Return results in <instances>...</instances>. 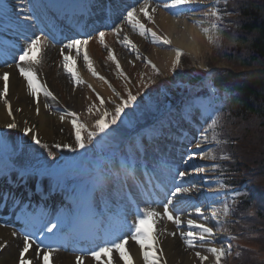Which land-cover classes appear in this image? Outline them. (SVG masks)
<instances>
[{
	"label": "bare ground",
	"instance_id": "bare-ground-1",
	"mask_svg": "<svg viewBox=\"0 0 264 264\" xmlns=\"http://www.w3.org/2000/svg\"><path fill=\"white\" fill-rule=\"evenodd\" d=\"M108 1L112 5L111 9L116 10L119 14L115 21L105 20L100 26V30L107 24L113 25L121 21L122 30L119 34H121L123 30L129 31L131 24L126 20L127 11L132 7L139 8L141 4L138 6V2L143 3V0ZM120 1L126 2V7L124 9H121L123 6H121ZM58 3L59 6L57 8L60 9V7H63L66 11H77L81 9V3H78L76 0H59ZM159 3H161V0H156L153 5L156 6ZM200 4L201 3L195 6H188L192 8V11H185L180 17H176L164 8L161 9L159 14L160 32L169 35L172 43L186 50L194 59H196L195 57L204 55L205 49L208 47L206 44V36L208 33H204L201 29L204 27L211 28L213 23V16L205 15L206 12L201 9L202 5ZM36 12L37 10L32 7L30 0H0V128H4V125L12 122L14 116L20 133L31 138H36L38 135L52 137L55 134V128L58 126V121L65 120L64 112L68 110L67 105H69L70 101H67L68 93L65 90V88H67L65 82L67 71L65 70L62 61L64 60V56H71L72 61L70 64L74 63V67L76 65L80 66V61H82L80 58L81 47H84V51L88 52L96 72L105 79L102 80L98 76L93 75L92 71L89 70L86 61L85 78L96 91L108 93L110 97H115V94H110L109 90L111 85L104 75L103 62L100 58L102 57V54L100 53L101 50L96 45L100 40L99 34L90 35V33L87 32L86 35H90L91 37L87 44L81 43L80 45H77V48H66L65 46L70 43V37L66 36L65 38L58 39L55 35L48 36V34L41 29L39 20L36 19ZM197 20L203 21V24L194 23V21ZM36 35H40L42 40L47 38L43 47L33 53L40 58V63L30 65L27 62H20L18 57L22 53V49L27 45L29 39L34 38ZM115 35L117 36L116 38L119 44L117 47L114 44L110 45L108 50L114 53L116 58L119 57L118 61L122 67L124 66L123 56L122 54H119L117 48L124 45L121 43L123 39L116 33ZM77 49H79V51H77ZM153 55L156 65L162 71H166L175 58L173 51H170L169 53L155 51ZM9 62H15L16 64L7 67L6 64ZM18 64L25 68H33L40 84L45 85L50 91H52L56 99L46 97L42 90H40L36 96L32 95L27 87V80L19 72L20 67L17 66ZM4 73L9 74L7 81L8 92L6 97L2 94L4 88ZM55 89L59 90L61 99L56 96L54 92ZM5 99H7L12 106L13 116L8 115L7 105L4 103ZM74 100L76 102H82L80 97H74ZM37 104L40 109L39 114L36 112ZM45 105H49L50 107H46ZM60 112L63 113L61 114ZM61 116L64 117L63 120H61ZM25 127L32 128V131L27 134L24 133L23 128ZM162 159L165 160V164H163L164 168L162 170L164 177L162 182L167 184L165 190L171 189V191H174L172 188L175 189L177 186L183 187L180 185L182 181L179 176L178 182L174 183L173 180L174 186L170 180L173 178L174 172L177 171V168L180 167V165H178V163H173L174 161L172 162L168 157H162ZM23 181L27 183V187L29 188L28 191H36V178L32 176L13 179L2 177L0 181V264H19L20 253L27 237L26 233H30V235L35 234V237L31 236L32 238L29 241L32 245L31 248L24 254L26 259L31 260V264H43V253L47 252L50 246H55L56 249L61 248V250L56 251V249H52L49 257V264H77L76 257L78 255L72 251L84 249L83 246L86 244L88 245L87 248H90V245L96 243L99 235L106 233L102 230V226L99 222L95 220L93 215L89 212L88 206L90 204V197L88 193L86 192L81 199H77L73 206L75 213L79 216V221L68 226L64 230V235L60 237L58 225L51 232L47 231V229L44 230V225L46 221H51L53 225L55 219H61L69 212V207H55L52 210V214H46V210L51 208L52 204L49 203L45 205L41 201H34L26 198V193H23L20 189H16L17 185ZM4 182L8 183L5 185L6 189L2 188V183ZM47 182L48 179L43 180V185L46 189ZM46 189H44L39 195L43 200L46 196H49V192L46 191ZM165 190L161 199L164 203L171 198V191L168 194ZM195 190L191 189L190 192L179 195L171 206V210L181 213L179 216L182 223L179 224L178 229L174 230L175 232L173 233H175V237L170 236L169 231L166 232V230L170 229V221H168L166 216L158 218L155 222L149 220L145 225V227H150L149 224L153 223V226H156V231L153 230V232L156 233L155 235L159 238V244L163 248L164 257L166 258L167 263L174 264L179 261L180 257H182L184 263L191 264L195 255L193 252L183 253L181 251V242L179 238L183 237L180 233L199 231L195 225L189 226L187 224L189 219L196 221L198 224H207L210 226L209 219L205 217L206 208L202 206L206 202V197H212L213 194H216L212 197L215 204H221L225 199L224 195L220 193V186L216 185L209 193H207V195H205V197L199 198L193 203L192 200L194 197L193 194L196 192ZM115 194H117V190L113 189L108 192V194L101 195V197L103 201L104 199L113 200L112 198L115 197ZM58 195L60 198L64 199V201L67 200L66 194L63 193ZM120 200L122 202L115 207L113 204L111 205V210L118 211L122 218L109 222L108 230L112 229V232L107 231V234L111 235L110 240L120 236L123 229L126 230V226L128 225V223H126L127 219L132 218L134 219V222L137 219H135L133 215L135 210L133 204L129 202L127 198H120ZM139 206L142 209L154 208L159 212L157 203H153V201L147 197L145 190L140 193ZM196 208H202L203 214L201 215L200 213H197L195 211ZM211 213H213V211H211ZM162 219H164L165 222L163 223V226L160 227L159 222ZM83 227L85 228L83 229ZM158 230L160 236L157 235ZM44 232H47L46 237H43ZM74 234H77V237L73 239ZM130 236L131 234L129 237ZM81 240H84V242ZM210 240H214V238L211 237L203 242L196 240L195 242L200 243V246L194 252H199L201 253V256H203L204 247L207 246V244H210L208 243ZM68 241H70L69 245H67ZM72 242L73 244H76L73 245ZM39 245H44L45 248L42 249ZM38 249L40 251L39 258H37ZM64 249L70 251L64 252ZM125 249L130 253L133 264H144L142 250L137 242L129 238L125 245ZM62 250L64 253L62 252L60 255H57L56 252H61ZM207 260L209 261V259ZM81 264H103V262H90L82 259ZM116 264H124V262L117 258Z\"/></svg>",
	"mask_w": 264,
	"mask_h": 264
},
{
	"label": "rangeland",
	"instance_id": "rangeland-1",
	"mask_svg": "<svg viewBox=\"0 0 264 264\" xmlns=\"http://www.w3.org/2000/svg\"><path fill=\"white\" fill-rule=\"evenodd\" d=\"M32 7L36 6L35 2L36 0H30ZM123 1L122 3H124ZM156 2V0H151V6L155 7L153 5ZM201 9L204 10L206 13H209L212 11L215 7H219L221 11L222 19L220 21H217L216 17L213 16L212 20V26L210 28V32L206 36V44L208 45L207 49H205V53L202 56L195 57L194 59L191 56V65H194V67H206L207 63L214 64L217 68H222L223 66H229L234 67L231 60L229 58H223V50H220V52H215L213 49V41H210L208 39V36L211 35L213 38L216 37V35L220 34L223 28V15L221 10V1L217 5L214 0H200ZM142 4V2L138 3V6ZM188 7V6H187ZM162 7L157 9V12L155 13V23H151L147 20L146 17H144L142 14L140 16V19L142 22L146 24L147 27L153 28L155 31H157L159 34H163L160 32V21H159V14ZM149 11H151V7L149 8ZM170 13V12H169ZM18 23L17 21H15ZM219 23L220 27L219 30L217 28L213 27L214 24ZM122 27V22L119 21L115 23V25L112 27ZM107 30L103 31L105 33L103 42L101 39L96 43V45L100 48V53L102 54L101 61L103 62V70L104 75L110 82V94H115V97H110L108 93H103L96 91L86 80L84 75L86 74L85 70V60L83 58L84 48H81V60L79 68L77 67L75 70L79 73L81 77V82L77 83L75 78L72 76L71 73L67 74L66 77V85L67 88H65L66 92L68 93L67 101H70L69 105H67V109L76 112L80 117H82V120L77 119L78 124H84L86 125L85 128L81 129V135L82 138L85 139L86 146L88 147L87 152L84 154V158L87 160L88 157L90 158L89 161H87V164L89 167L93 166V158L91 156H95V145H94V139L89 142L88 140V133L90 131L95 130V121L101 118L102 113L107 110L108 112L114 111L115 104L113 101L116 102V104L121 102L120 97H123L124 99H127L125 97V88L127 87L130 89L132 94L138 93L141 88L138 87L139 81L135 76L139 72H144L145 67V60L150 59L155 65V58H154V52L155 51H161L169 53L170 51H174L175 48H178V45L172 43L171 45H161V44H154L151 42L150 37H145L139 35L138 31L135 30L132 26L129 29V31L123 30V32L119 35L122 39H124L125 35L131 38V40L138 46L140 50V55L137 56L136 52H134L130 47L128 46H121L118 49L119 54L123 56V62L124 66H120V68H117L116 61L109 58L110 54L112 53L108 49L110 48V45H116L118 46L117 36L113 31ZM126 32V34H125ZM89 37H85L83 40H88ZM109 51V52H108ZM116 56V55H115ZM119 56V55H118ZM237 56V55H236ZM119 57L116 58L118 60ZM147 58V59H146ZM230 61H229V60ZM235 63H237L239 60L237 57H235ZM234 62V61H233ZM12 64H16L15 62H9L6 64L7 67L11 66ZM238 64V63H237ZM112 66V67H111ZM157 67V65H156ZM200 67V68H201ZM74 68V67H73ZM122 69V71H121ZM178 67L176 68L175 72H177ZM164 74H169L172 77L175 72L172 71V64L171 66L166 70L162 71ZM21 74V73H20ZM92 76V75H91ZM24 77V76H23ZM93 77V76H92ZM91 80V79H90ZM115 89V91H113ZM56 96L61 99L59 90H54ZM120 93V96L118 97L116 93ZM127 96V95H126ZM74 97H80L82 102H76L74 100ZM101 98L103 99L104 103L101 104ZM114 98V99H113ZM73 100V101H72ZM89 108H91V112H89ZM195 109H190V115L187 116L181 110H179L177 118L175 120L171 121V124L168 128H165L161 135L148 139H143L142 147H137L136 139L133 137L131 140V147L129 149L134 151L136 165L132 166L128 163L130 167H134L136 170V179L141 180V185H137L135 180H124L123 179V171L121 169V163L126 162V152L127 148L123 149V152L120 153L119 157L116 152L112 151L115 155V161H114V169H109L107 172L103 173L100 180H95V182H90L87 185H84L81 189H77L78 192H76L75 189H72V187H69V189L65 190L66 196H71L80 198L84 195V193L87 190H90L92 192V200L89 206V210L91 214L97 218L100 224H102V227L104 231H107L109 222L112 220H117L122 218L120 213L116 210H111V205L113 204L114 207L121 203L122 201L120 198H127L124 197L125 195V189L124 185L125 183H128L131 187H133V192L137 195L138 191H141L142 187L144 188L146 186L144 175L141 172V165L147 164L149 170H150V176L151 178H154L157 180V183L159 182L160 185L163 187V189H166L167 184L165 182H162L164 177L162 174L163 170V164H165V160L162 159V157H168L173 163H178L180 167L177 168V171L174 172L173 178L170 179L173 183L178 182L179 178L181 179V184L183 187H187L190 189H196L195 193L193 194V203L202 197H205L207 193L210 192L211 189L214 188V186H220L221 192L225 199L222 201L221 204H215L214 197L216 194H213L212 197L208 196L206 197V202L202 205L205 209V217L209 219V227H212L214 230V237L213 241H210V244L204 247V255L207 256L208 260H202L199 256L196 255L194 252L196 249L199 248L200 243L195 242V247L189 248L184 243V238H181L179 235V239L181 242V251L184 253L193 252L195 257L192 259L191 264H216L215 262V254L209 252L210 247H227V238L229 237L228 233L226 232V227L224 226V223L233 216V210L235 204L238 202V196H240L241 192L238 191V189L242 188L239 186L237 189L231 182V178H229V175H227L224 172L219 171L220 169V161L221 157L227 156L228 159L223 160H232V156L235 154V151H229L224 145H220V152L219 154L214 149V141L212 139L211 129H210V123L211 119L207 113H195ZM65 114V113H64ZM73 117L70 116L68 113L65 114V120L64 121H58V126L55 128V134L52 137H43V136H36V138H31L29 136L25 137V145L22 146L21 142L19 141L20 131L18 128V125L14 129H9L5 126V137L0 138L2 141H7L10 145L8 146L7 153L9 154V159L12 160L13 165L9 168H5L1 166L0 164V173H3L4 169H11L13 171L12 176L18 177L19 172H21L23 169L27 168L28 173L25 174V176H32L36 177V174H38L40 171L37 169L38 167V161H44L48 165L51 163H54L56 166L55 168H52L50 170L51 174H45L44 178L48 179L47 182V189L51 193H56V187L59 183V179L62 177V170L69 168L71 165V162L68 158L61 159L60 155L64 154V152H68L69 148H56V144H68L72 145V147L76 148V140H75V126L72 123ZM11 123V122H10ZM256 123V122H255ZM246 124V123H245ZM249 126L248 124H246ZM1 126V123H0ZM251 129V126H249V130ZM262 131L264 128H260ZM207 130L206 134L208 136L207 140L202 139L201 133L205 132ZM1 137V136H0ZM35 139H40L41 144H36ZM47 144V147H44L43 145ZM199 145V147H197ZM78 150V148H77ZM49 153H52L50 155ZM200 153H204V156L201 157ZM215 156L216 159H213L212 157ZM96 169V168H95ZM197 169H202V171H197ZM187 172L188 175L184 177H180L178 175L179 172ZM120 173L121 178L117 179L116 174ZM179 176V178H178ZM242 176V172H239V178ZM178 178V179H177ZM174 183L172 184L174 186ZM71 186V183L69 184ZM92 185H94V188H92ZM243 185V184H242ZM113 189L117 190V194H115V197L112 199L114 200H106L102 199L101 195L108 194V192L112 191ZM172 190H175L172 188ZM171 189H167L166 192L169 194ZM75 193V196L73 194ZM238 193V194H237ZM104 198V197H103ZM99 200V202H98ZM62 203L61 201H56L52 203V206H56ZM157 203V202H156ZM155 203V204H156ZM72 204L69 205V209H72ZM163 204L164 201H160L157 203V208L159 212L163 211ZM227 205L230 209V214L225 217L222 213V208ZM192 210V209H191ZM174 215H179L181 213H178L174 210ZM216 213L215 216H213L211 213ZM134 215V214H133ZM185 215V214H184ZM75 214L68 213L64 216V220L61 224L60 228H64L68 226L73 220H74ZM135 217V215H134ZM170 221V220H168ZM164 219H162L159 222L160 227L163 226ZM76 223V222H75ZM126 223L128 225L126 226V230H122V235H130V226L134 223V219L130 218L126 220ZM46 225H50L49 222H46ZM149 226L152 228V230L156 231V226H153V223H150ZM170 229L166 230L169 231V235L175 237V235H172L174 230L179 228V225H177L174 221H170L169 225ZM162 233V230H161ZM156 234V233H155ZM157 235L160 236L159 230L157 231ZM177 235V233H176ZM117 237H115L116 239ZM162 238V237H161ZM114 239V240H115ZM107 243V242H106ZM105 243L101 244L97 248L91 249L90 251H81V252H73L76 255L80 256L82 259L87 261H97L95 257L91 255L92 251L98 250L99 247L104 246ZM66 250H64L65 252ZM63 252H56L57 255H60ZM63 252V253H64ZM232 252V250H231ZM262 252L264 253V247H262ZM229 252L224 256L227 257ZM111 257L113 260V264H116L117 258H119V253L117 250L113 249L111 253ZM223 257V258H224ZM223 258L221 259L220 264H225L223 261ZM107 259V256H102V259L100 262H103ZM183 258L180 257L179 261L174 264H187L183 262ZM99 262V261H97ZM261 262H264V260L259 261L256 260L255 263L260 264ZM167 264H170L169 262Z\"/></svg>",
	"mask_w": 264,
	"mask_h": 264
},
{
	"label": "trees",
	"instance_id": "trees-1",
	"mask_svg": "<svg viewBox=\"0 0 264 264\" xmlns=\"http://www.w3.org/2000/svg\"><path fill=\"white\" fill-rule=\"evenodd\" d=\"M224 9L235 15L228 18L232 25L216 45L215 52L223 50L221 56L231 60L228 59L233 70L216 69L208 78L204 69L194 67L183 56V70L174 78L157 73L149 78L151 85L146 89L150 106L139 103L127 109L134 127L129 128L120 118L117 125L108 130V135L100 134V137L104 144L123 145L133 132L138 131L137 128L157 122L167 104L175 105L190 91L197 96H208L207 84L211 80L219 91L214 96L221 101V105L212 111L213 115L218 111L222 117L216 129L219 133L216 141H223L218 143V151L220 145L229 151L234 148L239 160L225 164L222 170L234 174L233 185L244 184L235 209L236 220L231 221L228 228L234 251L232 257H225L223 261L225 264H257L256 260H264V129H260L264 128V0H229ZM210 65L214 67V64ZM192 96L184 103L185 108L192 102ZM245 123L251 126L250 130ZM86 150L87 147L72 152L84 172L83 181L91 178L82 159ZM241 170L243 177L240 180L238 173Z\"/></svg>",
	"mask_w": 264,
	"mask_h": 264
},
{
	"label": "snow or ice",
	"instance_id": "snow-or-ice-1",
	"mask_svg": "<svg viewBox=\"0 0 264 264\" xmlns=\"http://www.w3.org/2000/svg\"><path fill=\"white\" fill-rule=\"evenodd\" d=\"M214 2L218 5L220 3V0H214ZM225 6L227 5V0H223ZM200 0H161V3L157 4L155 7L151 6V0H143V3L139 8L132 7L130 10L127 11L126 14V20L131 26L138 31L139 35L145 36V37H150L151 42L154 44H161V45H171L172 40L167 34H159L157 31H155L153 28L147 27L144 22L141 21L140 16L141 14L147 18V20L151 23H155V13L157 12V9L162 7L165 10L171 12L173 15L176 17H180L184 14L185 11H192L191 7L187 6H195L199 5ZM151 7V11H149V8ZM227 13H225L226 15ZM205 15H212L215 16L217 21H220L222 19L221 16V11L219 7H215L212 11L209 13H205ZM196 24H203V21L197 20L194 21ZM213 27L217 28L219 30V23L214 24ZM122 28L121 27H115L112 29L114 33L119 35L121 32ZM204 33H209L210 28H202L201 29ZM105 33L103 31L99 32V37L101 41L103 42ZM91 37H89L90 39ZM219 37L217 36L216 39ZM45 38L44 40L41 39L40 35H36L34 38H30L29 42L27 45L22 49V53L19 55L18 59L20 62H27L30 65L33 64H39L40 63V58L37 55H34L33 53L36 52L38 49L42 48L43 45L46 42ZM208 39L210 41H214V38L209 35ZM81 43L87 44L88 40H79V39H73L68 43L65 47L66 48H77V45H80ZM122 44L125 46L130 47L134 52H136L137 56H139L140 50L138 46L129 38L128 36L125 35L124 39L121 41ZM63 51V50H62ZM79 51V49H77ZM175 58L172 62V71L175 72L176 68L180 65L181 63V58L185 54L183 49L181 48H175ZM83 58L87 62L88 68L90 71H92L93 75L98 76L100 79H105L104 77L100 76L98 72H96L95 68L93 67V62L91 58L88 55L87 51H84L83 53ZM110 59L116 61L117 68H120L119 61L116 60V56L114 53H111L109 56ZM147 59V58H146ZM72 61L71 56H64V67L65 70L70 72L72 76L75 78L77 83L81 82V77L79 73L71 66L70 62ZM147 63L152 66L154 71L157 74H160V70L156 67V65L150 60H147ZM20 67V73L22 76L25 77L27 80V87L29 91L31 92L32 95L36 96L40 90L43 91L44 95L46 97H51L52 99H56L54 96L53 92L50 91L45 85L40 84L36 77V73L33 68H25L20 66L19 64L17 65ZM122 71V69H121ZM8 73H4L3 75V80H4V88L2 94L6 97L7 92H8ZM115 91V89H113ZM116 95L119 97L120 93H116ZM121 102L116 104L115 101L113 103L115 104V109L113 113H109L107 110H105L101 118L95 121V130L90 131L88 133V140L89 142L95 139L97 136L100 134H105L108 135V130L112 128L113 125H117V122L120 120L121 115L124 113L125 109L130 108L137 100V96L133 95L132 92L129 90L128 91V96L127 99H124L123 97H120ZM4 103L7 105V110H8V115L13 116L12 114V106L10 102L5 99ZM104 101L101 98V104H103ZM46 107H50L49 105H45ZM39 106L37 104L36 112L39 114ZM204 111L206 112H211L215 111V109H209L208 106H204ZM89 112H91V108H89ZM72 117V123L75 126V140H76V148L72 147V145L68 144H56V148H69L71 151L75 152L77 148L79 149H85L86 148V142L85 139L82 138L81 135V129L85 128L86 125L84 124H78L77 123V113L71 112L69 113ZM110 117V119L108 118ZM64 117L61 116V120H63ZM221 114L216 111L214 116H211V123H210V129L213 131V139L216 140L217 136L219 135L218 132H216V129L220 126L221 123ZM7 128L9 129H14L17 127L15 117L13 116L12 122L8 123L6 125ZM32 131V128L25 127L23 128L24 133H29ZM114 131V129H113ZM207 130L205 132L201 133L202 139L207 140L208 136L206 134ZM218 143H222L223 141L217 140ZM36 144H41L40 139H35ZM44 147H47V144L43 145ZM199 147V145H197ZM52 155V153H49ZM201 157L204 156V153H200ZM213 159H216L215 156L212 157ZM222 159H228L229 157L223 156L221 157ZM121 169L123 171V179L124 180H135L136 178V170L134 167H130L127 162H122L121 163ZM197 171H202V169H197ZM28 169L25 168L22 170V175L27 174ZM178 175L180 177H184L188 175L187 172H179ZM116 178L120 179L121 174L117 173ZM191 189L187 187H180L177 186L175 187L174 191L170 192V197L166 203L163 204V212H158L154 208H144V209H139L137 216L138 218L135 220V222L130 226V231H131V236L129 237L128 235H124L122 238L117 237L115 240H112L110 242L105 243L104 246L99 247L98 250L92 251L91 255L95 257L97 261H100L102 259V256H107V259L104 260V264H113V260L111 257V253L113 249L117 250L119 253V259L124 262V264H133L132 258L130 253L125 249V245L128 242L129 238L134 240L140 245V248L142 250L143 254V261L144 264H167V260L164 257L163 253V248L159 244V238L155 235L151 227H145L147 222L149 220H152L155 222L158 218L162 216H166L168 220L174 221L177 225L181 224V218L179 215H174L173 211L171 210V206L173 205V202L177 199L179 195H182L184 193L190 192ZM238 194V193H237ZM195 211L197 213H200L201 215L203 214V209L202 208H196ZM222 213L225 217H227L230 214V209L228 208L227 205H225L222 208ZM213 216L216 215V213L212 214ZM250 215H254V213H250ZM187 224L189 226L195 225L199 231H188V232H181L180 235L184 238V243L187 247L192 248L195 247V241H206L209 238H211L214 235V230L212 227H209L207 224H198L196 221L189 219L187 221ZM57 225L53 224L51 228H48L47 231L51 232L54 228H56ZM172 235H175V233H172ZM232 239H235L236 237H231ZM31 240V236H27L25 239L24 247L20 253V258H19V264H31V260L25 258V253L29 251L31 248V243L29 241ZM209 252L215 254V262L216 264H220L221 259L232 250V245L229 244L227 247H221V248H216V247H210ZM52 249L49 248L47 252L43 253V264H49V257L51 255ZM197 256H199L202 260H207V256H201V253L197 252ZM239 256L240 253H237ZM40 257V251L39 249L37 250V258ZM77 264H81L82 258L77 256L76 257Z\"/></svg>",
	"mask_w": 264,
	"mask_h": 264
}]
</instances>
